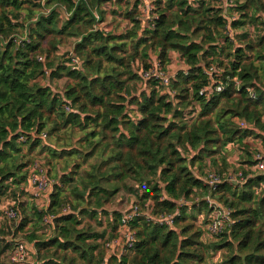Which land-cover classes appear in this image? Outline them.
<instances>
[{"label": "trees", "instance_id": "obj_1", "mask_svg": "<svg viewBox=\"0 0 264 264\" xmlns=\"http://www.w3.org/2000/svg\"><path fill=\"white\" fill-rule=\"evenodd\" d=\"M97 1L45 0L41 5L34 0H0V202L11 186L27 184L29 169L37 161H18L24 156L30 157L40 146L47 148L43 144L48 137L60 140L61 132L74 134L78 130L84 136L77 144L84 149L90 146V153L85 157L100 152V162L80 180L82 190L75 188L73 213L61 212L66 200L63 189L73 182L72 174L61 177L60 186L53 185L45 212L34 210L35 222L21 217L18 206L14 207L21 217L11 229L14 238L31 224L27 245L31 246L34 264L108 262L107 248L105 252L102 250V242L108 243L118 236L123 214L113 213L110 233L83 227L81 217L96 219L98 210L106 212L105 204L128 179L140 181L141 185L147 179L139 196L141 204L151 206L147 203L151 201L153 214L172 216L174 227L148 222L146 216L138 218L132 223L137 231L134 256L120 261L112 257L109 264L115 261L120 264H264V176L246 173L243 186L223 183L211 192L189 165L198 163L202 167L205 161L217 165L220 158L227 165L221 152L230 144L244 147L249 138L264 145V134L258 133L264 131V92L255 83L259 68L264 69V64L255 65V62L264 63V35L254 45L247 31L248 26L257 25L260 20L259 25L264 29V1L238 0L239 17L235 15L237 19L230 26L242 33L234 41L227 37L228 21L222 7L215 8L204 0H154L155 19L144 27L135 17L136 10L129 12L127 17L133 28L125 35L96 28L103 22L99 11L100 21L95 16ZM42 6L48 8V15L38 13ZM23 13L25 22L31 25L29 43L20 46L12 37L19 28H24L15 23ZM63 15H67L66 21L60 26ZM63 37L79 38L74 46V55L79 60L77 69H72L69 61L70 67L64 62L60 64L61 60H51ZM219 41L227 44L220 47ZM250 51L254 52L253 59L247 55ZM152 52L164 68L170 64L173 53L179 54L187 65V71L178 72L169 85L163 86L168 96L159 94V83L145 81L133 70L135 64H140L137 71L148 70ZM223 54L229 60L219 79L224 91L215 92L209 98L200 95L212 84L207 70L215 61L209 59L221 58ZM40 56L45 62L38 61ZM45 68L51 71V79L64 76L70 79L65 93L54 95L50 86L38 84ZM137 79L146 88L149 86V94L146 91L140 97L130 94L129 84ZM250 89L256 91V98H252ZM172 92L176 93L174 99L178 104L170 100ZM65 104L71 107L70 113L65 111ZM133 105L138 108V121L128 113ZM182 107H193L196 112L199 109L197 117L188 121ZM236 120L246 121L249 127H240ZM248 146L250 156L247 155L246 164L252 165L253 146ZM25 147L30 154L23 155ZM52 152L54 158L60 155ZM76 153L81 155L78 149L61 151L69 156ZM184 153H189L191 158ZM48 176L51 179L49 171ZM149 176L159 177V181L151 183ZM110 183L114 184L104 186ZM198 191L205 195L212 193L213 198L232 212L234 224L213 239H206L208 214L212 211L208 204L197 203L191 207L178 204ZM85 203L90 204L89 209L84 208ZM45 214L55 216L51 225L53 235L49 239L38 234ZM198 221L203 223L198 225ZM0 233L4 232L0 230ZM14 240L0 239V253L13 250Z\"/></svg>", "mask_w": 264, "mask_h": 264}, {"label": "rangeland", "instance_id": "obj_2", "mask_svg": "<svg viewBox=\"0 0 264 264\" xmlns=\"http://www.w3.org/2000/svg\"><path fill=\"white\" fill-rule=\"evenodd\" d=\"M88 1L92 2L94 0H88ZM204 1L207 4H211V6L215 8L221 9L222 7L223 10H226L227 12L226 14L228 18H232L235 15L239 17L238 11H236L238 0H204ZM227 1L232 3L233 5L232 8L225 9V2ZM153 2L154 0H149V1H145V0H99L97 1V4H95L94 6V12L97 13L99 11L103 15V22L99 23L96 26V28L101 29L105 31L106 33L113 34V35H125L127 31L133 28V23L131 22V20L128 19L127 14L129 12H134L135 10L137 12V16L135 17L141 21L142 26L147 27V25H149L151 21L148 20L149 16L146 15L144 11L146 10L148 4H151L154 7ZM240 3H244V1H241ZM40 4L43 5L44 3L41 2ZM38 13H40V15L41 14L48 15V8L46 6H42V8L38 11ZM66 16L67 15H63L62 18L59 19L60 26H62V24L66 21V18H65ZM261 22L262 21L260 20L257 25H250L247 27V31L251 35L250 42H252L254 45L257 44L258 37H262L264 35V29L259 25ZM15 23L24 25L23 26L24 28H19V30L17 31V35H15V37H18L21 40L25 38L26 36H28V27L31 24L25 22L24 13L22 14V18L20 19V21L19 22L15 21ZM241 33L242 31H234V35H233L234 40H236V37L238 35H241ZM78 40L79 38L63 37L62 44L59 45L57 52L53 54L51 60L57 61V62L61 60L60 64L64 62L66 66L70 67L68 65L69 64L68 57L70 53L74 54V46L78 42ZM236 43L240 45L238 41H236ZM218 44L221 45L220 47H223L227 44V42L219 41ZM244 45L245 44H243V46ZM171 55L172 56L170 58V64L167 66V68H165V70L168 71L169 76L171 75L172 77L175 78L178 72L187 71L188 68L184 60L179 56V54H171ZM247 55L251 56V58L253 59L254 52H251V51L247 52ZM151 57H152V62L156 60V54H154L153 52L151 54ZM212 59L215 61L212 64L215 67H217V69H219L221 74H223V72L226 71V67L228 65L229 60L225 58L224 54L221 56V58L215 57V58H210L209 60L212 62L213 61ZM261 64H264V63L259 64L258 62H255L256 66H260ZM138 65L140 64H135L134 69H133L136 71L137 74L138 72H140V71H137ZM162 68L164 69L163 66ZM258 75H259V79L255 83L264 92V69H262L261 67L259 68ZM70 82H71L70 79H68L66 76H64L61 79H51V77L49 78L47 76H43L38 81V84H40L43 87L50 86L51 87L50 89L53 91L54 95H58V94L65 93L66 86L70 84ZM129 86H130V94L134 97H140V95L144 93L145 91L148 94L150 93L149 86L146 88L144 82L140 81L139 79L131 81ZM157 91L159 92L160 95L168 96L169 94L166 88L161 85H159V89ZM126 95L127 94L125 93L124 96ZM175 95L176 93L172 92V96H170V100H172L175 104H178L179 101L174 99ZM137 109L138 108L136 105L130 106L128 108V111H129L128 113H130L134 121H138L140 119V115L137 113L138 112ZM182 109L184 113L186 114L185 119H188V121L189 120L191 121L193 120V118L197 117L196 115H198V111H199L198 109L196 112V109L193 107H189V108L182 107ZM195 112L196 114H194ZM190 113H193L194 115ZM241 121L236 120V123H238L237 125H239ZM46 131H49V130H46ZM258 133L264 134V131L259 130ZM59 135H60V140H58L57 137H50V138L48 137L47 141H45V143L43 144L47 148L43 149V146H40L39 148L35 149L32 152V154L29 153L28 147H25L23 149V155L30 154V157L27 158L24 156L22 159H19L18 162L19 163H27L29 161L41 162L44 168L47 170V172L49 171L53 184L58 185V186L61 185V182H60L61 177L65 175L71 176L73 174V176H71L74 178L73 182H71V184L66 185L63 189L64 190L63 198L66 200L64 202L65 204L62 207L61 212L63 214H69V213H73V210L71 207L73 205V202L76 196L74 194L75 188L79 187V189L82 190V188L80 187L81 186L80 180L86 176V173H89L93 165H97L100 162V159H99L100 152L94 153L93 157L86 158L85 154L90 153V149H88L90 146L84 149L79 144H77V141L84 136V133L78 132V130L74 131V134L72 131H69V132L63 131ZM245 143L247 144L246 146L248 145L253 146V148L251 149V152L253 153L258 148H260L259 141L253 138L247 139ZM246 146L242 147L238 144L228 145L225 148V150L221 152V155H220L226 158L227 165L224 164L222 158L218 160L217 165H214V163L212 164L211 161H205L202 167H200L198 163H195L193 166L189 163V165L191 167V170L194 172V174L197 177L203 178L205 182L207 181V175L210 174L211 172L218 173L222 175L223 178L234 179V181H236L237 173L240 170L245 172V174L247 173L246 175L253 174V172L250 170V167H252L254 163L252 165L246 164V161H247L246 158H249L247 157V155H249V152L247 150L249 149L248 148L249 146L248 147ZM242 148H245L244 152L242 151ZM48 149H52V150L50 151ZM64 149L66 151H71L72 149H78L80 150L81 155L79 153H76L71 156H69L68 154H61V151ZM91 150H92V146H91ZM52 151H56V153L60 155L54 158ZM241 152L243 154H241ZM184 156L187 157L188 159L191 158L189 153H184ZM24 174L27 175V170L24 171ZM146 180H144L142 182L143 184L141 185L140 181L128 179L122 185V187L117 190V193L110 199V201L105 204L104 211L106 212L101 213L100 210H98L99 215L96 219L89 218L88 216L81 217L82 221L84 222L83 227L85 225L87 228H90L92 231H95V232L103 233V231L106 230L108 233H110V230H111L110 225L113 224V213L117 212L120 214H125L130 211V208L133 205L139 206L140 213L141 211L143 213L142 217H145L146 214H148L147 218L151 217L153 219H157L159 216H162V214L160 215L153 214L152 207H151L152 206L151 201L147 202V203H150L151 206L148 204L146 205V207L143 206L146 203L141 204L140 202L139 196L144 191L143 186L146 185L147 183ZM148 180H150L151 183H155L159 181V177L149 176ZM111 184H114V183H110L104 186L109 187ZM118 185L120 186L121 183ZM235 185H238V184H235ZM243 185L244 184H241L240 187ZM25 189H26L25 184L22 185L21 187L11 186L8 194L5 195L1 199V202H0V230L3 231L4 233H0V239L4 241H10L12 239H16L23 243L28 244L27 234L29 233L28 229L31 227V224H29V226L26 227L24 232H20L16 238H14L12 234L13 232L11 229L12 228L14 229L17 226L22 216L23 218L28 217V219H30L32 222H35L34 210L38 209L40 211L45 212V209L50 204V201L48 202V204L36 201L34 197L32 196V194L30 192L25 191ZM260 190L261 189H258L259 192ZM77 192L78 191H76V193ZM263 194H264V191H263ZM212 195H213L212 193H208V195H205L201 191H198V192H195V194L191 196L190 199L180 200L178 204H179V207H183V206L191 207L193 204H197V203L199 204L203 202H206L208 204L206 200L209 197L212 199V201H215L218 206H220L223 209H227L217 199L213 198ZM16 205L19 208L21 217L16 220L7 219V217L4 215V211L8 208H13ZM20 205H21V208H20ZM84 208L89 209L90 204L85 203ZM209 209H211L210 206H209ZM179 212L180 210L177 212V214ZM199 221H198V225H201L203 222L199 223ZM227 230L228 229H226V231ZM53 231H54L53 226L45 225L42 222L41 230L38 234L43 239H49L52 237ZM106 244L107 242L106 243L105 241L102 242V250H104V252H105ZM29 247L31 248V246ZM9 252L10 251L7 250V251H4L3 253H0V264H8ZM33 255H35L34 250H33ZM133 256L134 254L131 253V255L128 256L129 258L128 257L126 258L130 259ZM34 263H35V257L32 256L28 264H34ZM112 264H120V263L118 261H115Z\"/></svg>", "mask_w": 264, "mask_h": 264}, {"label": "built area", "instance_id": "obj_3", "mask_svg": "<svg viewBox=\"0 0 264 264\" xmlns=\"http://www.w3.org/2000/svg\"><path fill=\"white\" fill-rule=\"evenodd\" d=\"M34 1L37 3H41V2L44 3L45 0H34ZM145 1H149V0H145ZM232 7H233L232 3L228 1L225 2V9H229ZM154 9L155 7H153L151 4H148L146 10L144 11L145 14L149 16L148 19L149 21L155 19ZM222 11L224 13V18L228 21V26L226 31V34L228 35L227 37H229L231 41H234L233 38L234 30L231 28L230 24L232 21L236 20L237 18L236 16H233L232 18H228L226 14L227 13L226 10H222ZM95 16L97 21H100V17L97 13H95ZM12 38H14V42L20 46L23 45L25 42L29 43L28 36H26L21 40L20 38L15 36H13ZM68 58L70 59L69 62L72 66V69H77L79 66V60L75 57V55L70 53ZM38 61L45 62L44 58L41 56L38 57ZM139 70L140 72H138V74L139 76L142 77L143 80L145 81L153 80L159 83V85L161 86L169 85L174 78L171 75L170 76L168 75V71H166L165 68L164 69L162 68L157 57L155 61L151 62V67L148 70L146 71L142 69ZM50 72L51 71L49 69L45 68L44 76L49 77ZM207 75L212 80V84L208 88L203 89L200 92V95L209 98L215 92L218 93L223 92L224 86L221 83V81H219V79L222 77V74L220 73L219 69H217V67H215L212 64L207 70ZM235 82L237 83V85H239V81L237 79H235ZM249 92L252 98L257 97V94L253 89H250ZM64 109L67 113H70L72 110L68 104L64 105ZM239 125L242 128L249 127L248 123L244 120L241 121ZM43 137H46V135L44 134ZM253 163L254 165L250 167V170L253 172V174L251 175L264 176V146L262 142L260 143V148H258L253 153ZM246 181H247V176L245 175V172L240 170L237 173L236 181H234V179L223 178L222 175L215 172H211L210 174L207 175V181L205 183L209 187L210 191L214 192L217 190L218 186H220L223 183H229L233 185L238 184L236 186H240L241 184H245ZM25 185H26L25 191L30 192L36 201L48 204L50 200V196L53 191L54 184L53 181L49 178L48 172L44 168L41 162L37 161L30 167L28 174V182ZM206 201L208 202L212 210L208 216V224L206 225V238L213 239L215 237H218L220 234L224 233L226 229H229L231 225L234 224V221L231 216L232 212L229 209L221 208L216 204L215 201H212V199L209 197L207 198ZM4 215L9 220H16L19 218V213L14 207L6 209L4 211ZM147 215L148 214H146L145 216L147 217ZM142 216L143 213L142 211L140 213V208L138 205H133L130 208L129 212L122 215L118 236H116L106 244L107 253H108L107 255L108 262H105L103 264H109V258L116 257L120 261L123 258L128 257L132 253V251L136 246V238H137V231L133 228L132 223ZM54 218H55L54 215L45 214L43 217V223L45 225L51 226ZM152 220L159 225H167L171 228L174 227V218L172 216L162 215L159 216L157 219H153L151 217L147 218L148 222H153ZM14 242H15L14 243L15 247L13 250L9 252L8 264H26L29 258L32 257L28 245L16 239L14 240Z\"/></svg>", "mask_w": 264, "mask_h": 264}, {"label": "crops", "instance_id": "obj_4", "mask_svg": "<svg viewBox=\"0 0 264 264\" xmlns=\"http://www.w3.org/2000/svg\"><path fill=\"white\" fill-rule=\"evenodd\" d=\"M173 54H175V53H173ZM171 56H172V55H171ZM171 56H170V57H171ZM241 154H242V152H241Z\"/></svg>", "mask_w": 264, "mask_h": 264}]
</instances>
